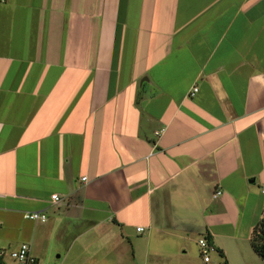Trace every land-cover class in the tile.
<instances>
[{"label": "crops", "instance_id": "1", "mask_svg": "<svg viewBox=\"0 0 264 264\" xmlns=\"http://www.w3.org/2000/svg\"><path fill=\"white\" fill-rule=\"evenodd\" d=\"M262 186L264 0H0V264H84L114 227L233 264Z\"/></svg>", "mask_w": 264, "mask_h": 264}, {"label": "rangeland", "instance_id": "2", "mask_svg": "<svg viewBox=\"0 0 264 264\" xmlns=\"http://www.w3.org/2000/svg\"><path fill=\"white\" fill-rule=\"evenodd\" d=\"M134 231V227L127 230L130 236H134ZM146 234L145 231L140 236L146 237ZM199 236L200 234L197 233L189 234L179 241L164 243L159 246L155 242L150 249H143L140 246L139 248L142 250H134L131 243L138 237H132L127 243L125 242L126 248H124L120 241L119 230L114 227V230H109L107 243L104 240L101 242V246H98L95 250L97 255L89 251L84 264H222V259L216 251L209 252L210 261L208 263L203 262L197 244ZM237 243L242 246V255L239 256L237 261L233 259V264H264V260L254 251L251 238H246L243 241L238 240ZM60 250L62 251V249ZM60 252L50 253L49 257L46 258V262L42 264L59 263V259L56 260V257Z\"/></svg>", "mask_w": 264, "mask_h": 264}, {"label": "built area", "instance_id": "3", "mask_svg": "<svg viewBox=\"0 0 264 264\" xmlns=\"http://www.w3.org/2000/svg\"><path fill=\"white\" fill-rule=\"evenodd\" d=\"M195 91H197L196 87L193 88V91L191 94L193 95ZM162 131L163 129L155 133L159 135ZM261 193L264 194V186L261 187ZM220 194H221V191L217 190L215 191L213 196L216 197L217 195H220ZM51 199L55 202H58L61 200V197L58 194H52ZM23 217L26 219H30L33 221H40V222H44L47 220L46 214L40 210L24 212ZM0 228H1V223H0ZM136 229L137 231H142L143 227L139 226ZM197 244L199 246L203 262L208 263L210 260L209 252L214 251L213 246L208 243L204 235L198 239ZM4 253H5V250L0 246V256H2ZM9 255L14 261H16L17 264H35L36 262V259L31 254L30 247L27 243H22L18 248L11 250L9 252Z\"/></svg>", "mask_w": 264, "mask_h": 264}, {"label": "trees", "instance_id": "4", "mask_svg": "<svg viewBox=\"0 0 264 264\" xmlns=\"http://www.w3.org/2000/svg\"><path fill=\"white\" fill-rule=\"evenodd\" d=\"M205 238L207 239L208 243L213 246V250L217 252V254L222 259V264H229L225 253L219 247H214L212 236L210 233H206ZM251 245L254 251L259 255V257L264 260V209L263 215L260 220L254 225L251 233Z\"/></svg>", "mask_w": 264, "mask_h": 264}]
</instances>
